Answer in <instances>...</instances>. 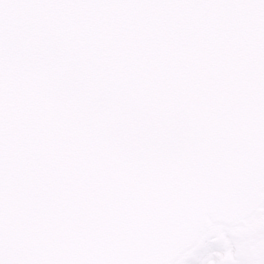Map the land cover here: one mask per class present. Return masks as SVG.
<instances>
[{
	"label": "snow or ice",
	"instance_id": "obj_1",
	"mask_svg": "<svg viewBox=\"0 0 264 264\" xmlns=\"http://www.w3.org/2000/svg\"><path fill=\"white\" fill-rule=\"evenodd\" d=\"M0 264H264V0H0Z\"/></svg>",
	"mask_w": 264,
	"mask_h": 264
}]
</instances>
